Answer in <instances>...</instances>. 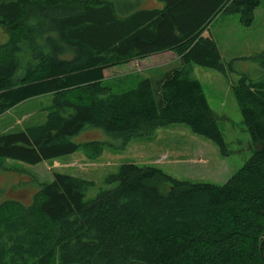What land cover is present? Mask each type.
<instances>
[{
    "label": "trees",
    "instance_id": "trees-1",
    "mask_svg": "<svg viewBox=\"0 0 264 264\" xmlns=\"http://www.w3.org/2000/svg\"><path fill=\"white\" fill-rule=\"evenodd\" d=\"M0 0V117L50 95L43 123L0 134V166L36 165L81 150L98 158L136 138L183 124L222 152L225 143L192 65L236 72L204 31L219 14L251 26L260 0ZM171 51L180 66L120 92L104 70ZM250 59L261 76L239 75L232 95L255 145L224 184L190 183L162 169L121 163L108 188L53 171L29 205L0 204V264H264V51ZM228 77V76H227ZM98 128L111 141L77 143ZM167 190L163 191V186Z\"/></svg>",
    "mask_w": 264,
    "mask_h": 264
},
{
    "label": "rangeland",
    "instance_id": "rangeland-1",
    "mask_svg": "<svg viewBox=\"0 0 264 264\" xmlns=\"http://www.w3.org/2000/svg\"><path fill=\"white\" fill-rule=\"evenodd\" d=\"M252 22L251 26H244L239 23L237 14H222L208 26L212 27L211 32L223 55L222 60L226 63L235 59L236 72L225 77L217 70L192 65V75L201 83L222 133L224 152L204 136L189 131L187 126L171 124L159 128L151 136L133 139L126 150L114 151L106 147L94 160L87 159L81 150L59 157L56 161L47 160L36 165L6 159L0 166V204L15 199L29 205L39 188V182L51 181L53 171L79 175L92 181L94 185L85 197L92 199L100 190L108 188L105 178L116 172L124 162L152 165L178 180L190 183L224 184L255 151L231 88L241 74H247L253 79L261 76V65L249 57L264 51V0H260L254 8ZM6 39L0 28V43ZM153 61H147V65L153 68L150 73L143 72L146 67L143 64L109 67L104 84H111L115 92L121 93L135 86L139 79H147L149 76L156 78L165 69ZM50 100V95L39 96L6 111L0 117V134L17 132L26 126L43 123ZM73 140L77 143L111 141L98 128H87ZM166 190L164 185L163 191Z\"/></svg>",
    "mask_w": 264,
    "mask_h": 264
},
{
    "label": "crops",
    "instance_id": "crops-1",
    "mask_svg": "<svg viewBox=\"0 0 264 264\" xmlns=\"http://www.w3.org/2000/svg\"><path fill=\"white\" fill-rule=\"evenodd\" d=\"M164 6V3L161 1V0H141V3L139 4V7L143 8V9H160ZM222 16V14H219L216 18L218 20V18ZM215 18V19H216ZM214 19V20H215ZM213 20V21H214ZM212 21V22H213ZM211 25V24H210ZM209 25V26H210ZM211 29L212 27H208L207 30L204 31L203 35L206 36L205 33H207V31H209V35L207 37H212V39L216 42V38L214 37V34L211 32ZM212 34V35H211ZM217 44V42H216ZM218 46V44H217ZM219 46H218V50H219ZM220 51V54H221V57L223 58V55L221 53V50ZM148 60H154L153 62H155L156 64H159L160 68L162 69H165L161 74L160 76L154 78L153 76H149L148 78H151L153 80H158L160 79L167 71L171 70L172 68H175V67H178L180 66V60L178 58V56H176L173 52L171 51H165V52H162V53H158V54H154V55H151V56H148L142 60H133L131 62H128L126 64H122L124 66H128V65H139V64H143L145 65L146 67L143 69V72H152L151 70L153 69L151 67V65H147V61ZM154 63V64H155ZM150 66V67H149ZM112 68V67H110ZM108 68V69H110ZM104 70V78H106V72L107 70ZM140 71V70H139ZM56 161V160H54Z\"/></svg>",
    "mask_w": 264,
    "mask_h": 264
},
{
    "label": "water",
    "instance_id": "water-1",
    "mask_svg": "<svg viewBox=\"0 0 264 264\" xmlns=\"http://www.w3.org/2000/svg\"><path fill=\"white\" fill-rule=\"evenodd\" d=\"M263 240H264V237H263Z\"/></svg>",
    "mask_w": 264,
    "mask_h": 264
}]
</instances>
